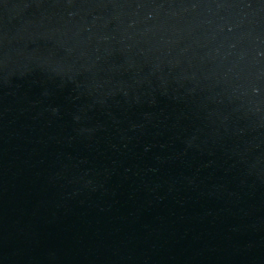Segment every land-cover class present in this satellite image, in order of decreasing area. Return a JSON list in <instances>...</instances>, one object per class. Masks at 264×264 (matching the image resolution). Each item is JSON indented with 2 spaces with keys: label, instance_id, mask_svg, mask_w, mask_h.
Masks as SVG:
<instances>
[{
  "label": "water",
  "instance_id": "water-1",
  "mask_svg": "<svg viewBox=\"0 0 264 264\" xmlns=\"http://www.w3.org/2000/svg\"><path fill=\"white\" fill-rule=\"evenodd\" d=\"M0 264H264V0H0Z\"/></svg>",
  "mask_w": 264,
  "mask_h": 264
}]
</instances>
